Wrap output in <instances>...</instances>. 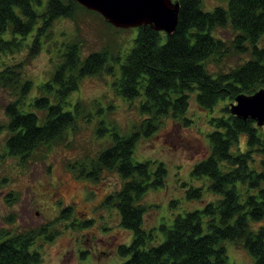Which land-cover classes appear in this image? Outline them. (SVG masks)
I'll list each match as a JSON object with an SVG mask.
<instances>
[{
	"label": "trees",
	"instance_id": "1",
	"mask_svg": "<svg viewBox=\"0 0 264 264\" xmlns=\"http://www.w3.org/2000/svg\"><path fill=\"white\" fill-rule=\"evenodd\" d=\"M178 1L180 12L174 33L167 35L149 25L139 27L135 45L120 69L113 64L116 57L110 62L109 47L82 56L80 38L64 43L51 80L42 84L41 94L29 102L33 82L24 78L23 69L42 52L43 38L51 36L55 21H76L81 12L101 15L75 0H0V50L21 51L24 41L33 36L26 59L0 70V88L16 97L5 108L7 124L0 126L11 131L6 148L25 163L40 146L62 139L69 127L77 126L80 117H88L81 100L73 110H64L69 95L79 89L86 76L105 71L119 74L115 83L119 93L130 99L144 97L141 109L146 115L143 126L147 134L161 127L164 118L189 126L193 122L190 101L195 95L202 110L213 112L218 108L219 114L209 119L210 154L196 164L193 172L207 175L213 191L222 197L204 210L176 217L170 227L162 225L163 242L145 247L153 235L143 229L147 207L138 199L147 184L164 183L166 168L160 165L151 172L150 161H134L140 131L125 135L115 132L114 142L99 154L92 171L83 169L80 175L97 179L103 169H108L125 180L115 198L121 196L118 207L122 225L132 230L134 237L119 249L122 256H129L122 264H230L227 241L247 250L255 264H264V226L253 225L264 220V128L254 120L232 115L229 109L236 95L253 94L264 85V47L260 46L264 0H228V7L217 6L210 11L203 9L202 0ZM226 27L234 32L230 41L214 35L216 29ZM7 32L11 36L4 39ZM242 53L251 57L233 68H209L210 63L216 65L229 55ZM243 136L246 147L240 145ZM256 155H263L261 170L250 166L256 163ZM190 195L201 198L202 189L192 187ZM41 231L13 232L0 242V264L40 263L41 254L31 248Z\"/></svg>",
	"mask_w": 264,
	"mask_h": 264
},
{
	"label": "rangeland",
	"instance_id": "2",
	"mask_svg": "<svg viewBox=\"0 0 264 264\" xmlns=\"http://www.w3.org/2000/svg\"><path fill=\"white\" fill-rule=\"evenodd\" d=\"M202 4L204 10L210 11L217 6L228 7V0H202ZM50 33L51 36L43 38L42 52L23 69L24 78L33 82L29 102L31 97L41 94L42 84L51 80L60 63L64 43L80 38L82 56L109 47L110 62L116 57L113 64L120 69L121 62L135 45L139 28L111 27L103 17L81 12L76 21L57 19ZM214 35L227 41L234 38L230 27L218 28ZM10 36L7 32L2 37L8 39ZM32 40L30 35L21 51L0 50V70L26 59ZM260 46L264 47V36ZM250 57V53L232 54L219 64L210 63L209 68L225 71ZM118 76L105 71L86 76L81 81L79 89L69 95L64 110H73L74 104L81 100L86 104L89 116L80 117L75 128L69 127L64 139L40 146L25 163L21 157L7 154L11 180L6 189L12 195L10 204L5 203L6 193L0 188V228L19 233L47 227L49 237L42 236L44 232L41 231L31 248L41 253L42 261L38 264H122L129 258L122 256L117 248L120 244L129 245L134 232L121 226L116 206L100 199L105 190L112 193L121 190L124 178L108 169L100 172L99 179L80 175L83 169L92 171V164L99 154L114 142L115 132L125 135L140 131L134 161H150L151 172H156L160 165L166 168L164 183L147 184L149 187L141 191L138 199L147 207L143 227L153 235L148 237L145 247L164 241L162 225L170 227L176 217L184 216L188 211L204 210L210 202H217L222 197L213 191L207 175L198 176L193 172L196 164L210 154L208 132L212 127L209 119L219 114L218 108L213 112L202 110L193 95L189 112L193 122L189 126L164 118L161 127L147 134V128L143 126L146 115L141 109L144 97L130 99L119 93L115 85ZM14 98L10 90L0 88V126L7 124L9 118L5 108ZM10 136L8 127L0 128L2 155L8 150L6 140ZM240 145L246 147V136L241 137ZM262 158L263 155H256V163L251 162L250 166L261 170ZM239 185L246 187L248 184ZM192 187L202 189L201 198L190 195ZM68 205L73 206L72 211L64 212ZM253 225L256 228L264 226V220ZM107 241L114 251L104 245ZM225 246L230 264H255L254 257L244 248L231 241L225 242Z\"/></svg>",
	"mask_w": 264,
	"mask_h": 264
},
{
	"label": "water",
	"instance_id": "3",
	"mask_svg": "<svg viewBox=\"0 0 264 264\" xmlns=\"http://www.w3.org/2000/svg\"><path fill=\"white\" fill-rule=\"evenodd\" d=\"M88 10L99 13L116 28L150 26L171 35L177 28L180 12L178 0H75ZM237 102V103H235ZM230 103L232 115L254 120L264 126V88L253 94L239 93Z\"/></svg>",
	"mask_w": 264,
	"mask_h": 264
},
{
	"label": "flooded vegetation",
	"instance_id": "4",
	"mask_svg": "<svg viewBox=\"0 0 264 264\" xmlns=\"http://www.w3.org/2000/svg\"><path fill=\"white\" fill-rule=\"evenodd\" d=\"M7 154H9L10 155V153H9V151L7 150V152L5 153V154H0V188L2 189V192L3 193H6L5 195H4V202L6 203H8V204H10V202H11V200H10V197H11V195H12V192L10 191V190H7L6 189V184H10V180H11V176H10V170H8V168H7V163H8V158H9V156L7 155ZM11 156V155H10ZM92 168H93V166H92ZM97 179H99V176L97 177ZM122 191V188H121V190H119V191H116V192H114V193H112V191H106L105 190V195H104V197L103 198H100V199H103V201L104 202H109L111 205H114V206H116L117 207V209H118V211H119V214H120V224H121V226H123L122 225V215H121V210L119 209V207H118V203L120 202V197L121 196H119L118 198L116 197L115 198V196H117V194H119L120 192ZM8 194V195H7ZM72 209H73V206H71V205H68L65 209H64V212H71L72 211ZM36 213L37 214H39L40 212L39 211H37L36 210ZM11 219V217L10 218H8V220H10ZM118 225V224H117ZM144 226V225H143ZM124 227V226H123ZM42 229V231L44 232V234H42V236L43 235H45V237H49L48 235H47V233H48V231H49V229L46 227V228H41ZM44 229V230H43ZM143 229H145V227H143ZM130 230V229H129ZM146 230V229H145ZM132 231V230H131ZM147 232H150V230H146ZM11 234H12V231H11V229L10 228H0V242H2V241H4V240H6V239H9L10 238V236H11ZM133 237H134V235H133ZM104 245H106L111 251L113 250H115L112 246H111V244L107 241L106 242V244L104 243ZM123 244H120V247L122 246ZM112 247V248H111ZM119 247V248H120ZM119 248H117L118 249V251H119ZM36 251H38V250H36ZM102 252L103 253H107V251H105V250H102ZM40 253V252H39ZM41 254V253H40ZM108 254V253H107ZM42 257V256H41Z\"/></svg>",
	"mask_w": 264,
	"mask_h": 264
}]
</instances>
